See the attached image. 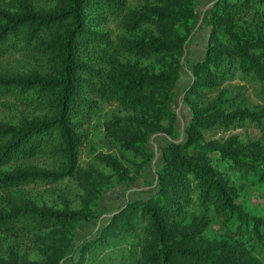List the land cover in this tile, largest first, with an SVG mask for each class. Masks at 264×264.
Returning <instances> with one entry per match:
<instances>
[{"label":"trees","instance_id":"trees-1","mask_svg":"<svg viewBox=\"0 0 264 264\" xmlns=\"http://www.w3.org/2000/svg\"><path fill=\"white\" fill-rule=\"evenodd\" d=\"M44 1L51 5L0 0V99L33 108L15 124L0 119V264H64L78 223L98 217L104 190L141 176L154 157L151 134L175 132L170 104L196 18V0ZM210 21L184 95L192 120L184 141L163 148L157 192L128 200L80 242L72 264H264V214L239 202L237 186L264 183V136H218L264 131V107L238 101L245 84L264 101V0H217ZM102 104L125 112L106 122L103 138L120 154L94 157V171L108 174L82 181L77 208L19 202L25 187L86 174L79 155ZM214 222L220 232L211 235ZM25 248L38 258L13 256Z\"/></svg>","mask_w":264,"mask_h":264},{"label":"rangeland","instance_id":"rangeland-1","mask_svg":"<svg viewBox=\"0 0 264 264\" xmlns=\"http://www.w3.org/2000/svg\"><path fill=\"white\" fill-rule=\"evenodd\" d=\"M7 1V0H6ZM127 6H140L145 0H126ZM39 6L49 7L50 3L44 0H34ZM217 0H196V18L193 23L192 33L187 41L182 63L179 67L181 76L176 83L174 89V97L172 98L170 107L176 112L177 118L175 121V132L172 135L164 131H156L149 137L147 148L153 152V159L147 163L141 172V176L132 183L118 184L113 187H108L98 200L95 207L99 215L93 220H83L78 223L75 230L74 245L68 252L64 259V264H72V262L79 258V244L87 238L97 235L98 231L110 217L119 209H121L128 200L136 198H148L158 190V172L164 164L163 148L170 142H181L186 139L185 131L192 120V110L187 102H185L184 95L186 88L192 82V67L194 64L202 60L206 54V47L208 44L211 32V10ZM108 27L117 32L118 27L113 17L108 18ZM232 85L242 86L244 83L238 81L231 82ZM245 88L240 89L238 95L239 103L252 107H264V101L257 95L255 87L245 84ZM16 106V108H14ZM33 108L27 109L25 104L16 101L15 99L7 100L0 99V119L15 124L18 121V115H32ZM113 114L120 116L125 115L117 105L102 104L100 108L93 113L90 122L87 124L88 139L81 148L79 155V164L81 169L86 174L78 175L72 181H64L57 185H51L47 182H41L36 187H25L16 192V197L19 202L33 204L38 207L47 209H63L65 207L77 208L80 206L79 196L81 194L80 188L84 179L96 180L99 176H106L108 173L101 171L97 173L95 169L99 170L95 163L94 157L99 152L117 153L120 154V149H110L105 147L109 144V140H103L105 136V124L111 120ZM239 134L244 138L258 139L264 136V131L250 126L245 129L229 133H220L218 136L227 137L229 135ZM37 166L45 167L47 163L40 158L32 160ZM49 163V162H48ZM27 164H11L3 166V170H11L16 167L26 166ZM264 168V166H263ZM100 171V170H99ZM92 174H94L93 177ZM91 177V178H90ZM237 180V179H236ZM238 191L240 193L239 202L246 208L258 214H264V183L254 184L242 183L237 180ZM79 202V203H78ZM209 234L214 235L220 232L218 222H214L208 231ZM4 234V233H2ZM4 236V235H3ZM1 236L0 238H2ZM12 237L14 234L11 235ZM15 238V237H13ZM11 251L8 249L7 252ZM18 256L19 259L36 260L37 253L33 250L25 248L20 253H13V256Z\"/></svg>","mask_w":264,"mask_h":264}]
</instances>
